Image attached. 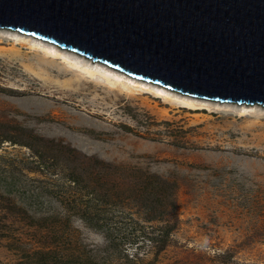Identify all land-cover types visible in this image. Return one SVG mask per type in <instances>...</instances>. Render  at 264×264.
I'll return each instance as SVG.
<instances>
[{
	"label": "rangeland",
	"instance_id": "374dc122",
	"mask_svg": "<svg viewBox=\"0 0 264 264\" xmlns=\"http://www.w3.org/2000/svg\"><path fill=\"white\" fill-rule=\"evenodd\" d=\"M0 264H264V106L0 27Z\"/></svg>",
	"mask_w": 264,
	"mask_h": 264
},
{
	"label": "water",
	"instance_id": "95a60500",
	"mask_svg": "<svg viewBox=\"0 0 264 264\" xmlns=\"http://www.w3.org/2000/svg\"><path fill=\"white\" fill-rule=\"evenodd\" d=\"M0 27L183 94L264 106V0H0Z\"/></svg>",
	"mask_w": 264,
	"mask_h": 264
},
{
	"label": "bare ground",
	"instance_id": "6f19581e",
	"mask_svg": "<svg viewBox=\"0 0 264 264\" xmlns=\"http://www.w3.org/2000/svg\"><path fill=\"white\" fill-rule=\"evenodd\" d=\"M31 49V48H30ZM44 55H46L47 57H51V58H57V57H59L60 55H58L59 53H57V52H55L54 50H52V49H48V48H45L44 50ZM66 62H68V61H66ZM72 63V62H71ZM74 65V64H73ZM78 66V65H77ZM80 66V65H79ZM77 68V67H76ZM89 70V69H88ZM85 73V72H84ZM90 77H93L94 76V73L92 72V71H87L86 72ZM106 77V76H105ZM107 78V77H106ZM155 96L156 97H160V95L159 94H155ZM164 99V98H163ZM184 102H186V101H184ZM184 104H186V103H184ZM183 104V105H184ZM194 106V105H193ZM193 106L192 105H190V104H187V106L186 107H188V108H193ZM195 108V107H194Z\"/></svg>",
	"mask_w": 264,
	"mask_h": 264
}]
</instances>
